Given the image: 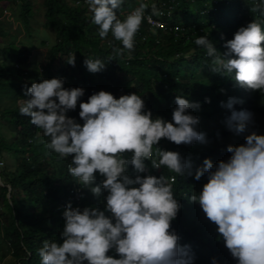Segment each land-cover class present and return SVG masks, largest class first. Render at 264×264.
Wrapping results in <instances>:
<instances>
[{"label": "clouds", "instance_id": "9594fccd", "mask_svg": "<svg viewBox=\"0 0 264 264\" xmlns=\"http://www.w3.org/2000/svg\"><path fill=\"white\" fill-rule=\"evenodd\" d=\"M86 2L100 38L111 33L122 45L113 47L109 61L125 51L131 53L135 35L149 14L145 13L148 5L141 4L121 20L117 12L124 0ZM161 3L151 4L148 20L161 16L164 28L147 23L148 27L179 30L174 5ZM249 8L251 21L236 29L221 49L207 35L195 40L211 58L214 86L223 87L217 96L218 109L208 118L210 129L216 125L224 129L231 155L215 164L205 158L194 177L199 181L206 176L207 182L200 192L185 196L195 202L204 221L214 224L237 264H264V133L251 125L254 109L264 115V22L255 19L264 16V0H253ZM67 62L75 66V56ZM83 63L92 73L105 67L100 59L86 57ZM84 94L82 87L65 88L62 78L42 79L31 87L25 85L28 99L19 106V113L47 138L39 142L60 159L71 158L67 171L76 182L73 185H81V192L89 189L105 202L102 210L73 207L69 201L62 213L60 239L45 240L38 249L40 264H192L190 246L181 245L171 222L182 207L174 195L175 178L192 176L193 164L179 152L158 145L161 139L176 145L207 143L205 133L198 130L199 103L177 95L168 121L145 111L144 100L135 92L116 98L100 90L82 101ZM78 102L82 124L67 115ZM190 109L197 111L193 115ZM146 162L172 175H153ZM97 174L104 178L99 184Z\"/></svg>", "mask_w": 264, "mask_h": 264}, {"label": "trees", "instance_id": "16d2710c", "mask_svg": "<svg viewBox=\"0 0 264 264\" xmlns=\"http://www.w3.org/2000/svg\"><path fill=\"white\" fill-rule=\"evenodd\" d=\"M10 1L15 6L11 13L19 22L16 34H10L8 27L0 21V103L4 99L10 100L0 110V122L6 123L0 131V162L3 164L0 166V207L3 209L0 213L3 216L0 219V264L7 255L13 258V264H40L38 249L43 241L60 239L65 203L71 201L81 209L100 207L103 210L105 202L87 188L81 192L80 202L72 198L70 190L76 187L73 185L76 182L66 168L71 158L60 159L49 152L39 142L47 139L42 131L29 117L19 113L22 100L28 99L25 85L31 87L33 81L59 77L64 80L65 88L82 87L85 90L80 98L82 101L100 90L111 92L116 98L135 92L144 100L145 111L150 110L154 117L168 121L172 120V111L176 107L175 97L182 95L190 102L199 103L201 122L207 121L218 109L217 96L223 93V87L214 86L216 79L210 70L211 58L204 48L195 44V40L207 35L217 50L224 47L236 29L251 21L247 15L253 0H124L117 12L121 20L141 4L148 5L145 13L150 14L151 4L158 5L160 1L174 5L173 19L181 20L180 29L151 31L144 19L135 35L134 50L131 53L125 51L124 55L110 61L113 47L122 45L111 33L107 38H100L98 26L91 22L88 4L81 3L85 0H44L42 26L52 28L55 37L47 50V61L39 71L24 67L33 45L27 48L22 42H15L21 25L29 36L34 35L29 28L33 17L32 2L0 0L1 16ZM255 19L264 22V16L258 15ZM142 35L144 40H141ZM40 43L45 44L46 38ZM73 55L75 66L67 62ZM86 57L102 60L104 69L89 72L83 63ZM79 111L78 102L77 108L68 114L82 124ZM189 111L194 115L197 110ZM204 127L205 144L176 145L161 139L158 145L179 152L193 164L192 176L176 177L174 181V195L182 207L171 222L172 228L179 235L181 245L190 246V254L194 257L192 264H237L223 240L218 238L214 224L204 221L195 202L185 196L200 192L207 182L206 176L199 181L194 177L195 168L202 166L205 158L215 164L231 155L226 150L230 142L225 140L224 129L221 126L218 129L217 125L209 130L205 124ZM223 143L227 145L222 146ZM11 158L13 164H10ZM146 163L153 175H172L166 168L156 170L151 168L150 162ZM131 167L129 165L128 169ZM102 179L97 174L95 183L99 184ZM106 194L102 189V195Z\"/></svg>", "mask_w": 264, "mask_h": 264}, {"label": "rangeland", "instance_id": "374dc122", "mask_svg": "<svg viewBox=\"0 0 264 264\" xmlns=\"http://www.w3.org/2000/svg\"><path fill=\"white\" fill-rule=\"evenodd\" d=\"M20 1V0H19ZM18 1V2H19ZM32 2V12H33V17L29 21V28L32 30L34 33L33 36H29L28 33H26V28L21 25L20 27V32L16 36V41L15 42H22L24 46L29 48V45H33L32 47L30 46V57L25 63L24 67H30L33 69H37L38 71L42 69V67L45 65L47 61V50L53 45L54 43V37H55V32L52 28L47 27L46 29L42 26V23L44 22V11L45 7L43 6L42 2L44 0H30ZM71 1V0H68ZM7 3V2H5ZM4 3V4H5ZM81 3H87L86 0L85 2L81 1ZM2 4V5H4ZM78 4V2L76 3ZM138 5V4H137ZM7 10L3 12V15L0 17V21L5 24V27H8V30L10 34H16V27L18 26L19 21L14 20V16L12 15V11L15 8L14 2L10 1L7 3ZM188 9H191L190 6H188ZM192 11V9H191ZM179 14V13H178ZM181 14V13H180ZM187 14L183 15L186 16ZM181 21V20H179ZM46 38V43L41 44V40ZM1 60V57H0ZM10 101V100H9ZM7 99L2 100L0 103V110L9 102ZM23 101V100H22ZM20 102V101H19ZM68 116H70L67 113ZM199 116V125H198V130L206 134V127H204V124L207 126V129L211 127L210 120L211 118H208L207 121L201 122L203 120L201 118V115ZM253 121L254 123L251 124L252 127L259 129L262 133H264V115L263 114H258L257 109H254L253 111ZM5 123V122H4ZM5 125H3L2 122H0V131H3L5 128ZM209 130V129H208ZM164 145L165 143L162 142ZM196 145H202L201 143H196ZM10 164H13V159H10ZM3 165L0 162V166ZM129 175L134 176L135 174L128 172ZM1 212V209H0ZM0 218L2 219V215H0ZM222 239V238H221ZM1 264H13V258L10 255H7L1 262Z\"/></svg>", "mask_w": 264, "mask_h": 264}, {"label": "built area", "instance_id": "2783aa9c", "mask_svg": "<svg viewBox=\"0 0 264 264\" xmlns=\"http://www.w3.org/2000/svg\"><path fill=\"white\" fill-rule=\"evenodd\" d=\"M163 5H165V3H161V6H163ZM171 6L169 5L168 6V8H170ZM135 10V9H134ZM163 13H164V15H168L169 14V10H167V11H164L162 8L160 9ZM132 12V11H131ZM164 15H162V16H164ZM148 16H149V14H145V19H146V22L148 23V24H151V25H155V26H158V27H163L164 28V21H162L161 19H160V17L161 16H159V17H152L151 18V22H149V20H148ZM0 17H1V14H0ZM70 163V162H69ZM69 163L67 164V170H68V165H69ZM81 190H82V186L80 185V186H76L75 188H73V189H71L70 191H71V193L73 194L72 195V198L78 203V202H80V200H81ZM66 204L67 203H65V205H64V208H65V206H66ZM73 205V204H72ZM73 207H79V206H77V205H73Z\"/></svg>", "mask_w": 264, "mask_h": 264}, {"label": "crops", "instance_id": "0c3cea01", "mask_svg": "<svg viewBox=\"0 0 264 264\" xmlns=\"http://www.w3.org/2000/svg\"><path fill=\"white\" fill-rule=\"evenodd\" d=\"M0 209H1V212L0 213H2L3 212V209L0 207ZM2 215V214H1ZM3 217V216H2ZM1 219V218H0Z\"/></svg>", "mask_w": 264, "mask_h": 264}, {"label": "water", "instance_id": "95a60500", "mask_svg": "<svg viewBox=\"0 0 264 264\" xmlns=\"http://www.w3.org/2000/svg\"><path fill=\"white\" fill-rule=\"evenodd\" d=\"M0 184H2L1 180H0Z\"/></svg>", "mask_w": 264, "mask_h": 264}]
</instances>
